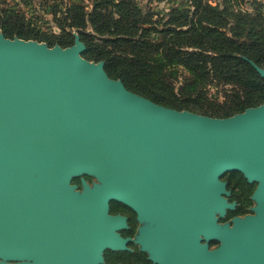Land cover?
<instances>
[{
  "label": "water",
  "instance_id": "obj_1",
  "mask_svg": "<svg viewBox=\"0 0 264 264\" xmlns=\"http://www.w3.org/2000/svg\"><path fill=\"white\" fill-rule=\"evenodd\" d=\"M72 35L62 49L0 34V264H104L126 249L111 202L135 212L154 264H264V100L225 119L159 106L83 59ZM234 172L256 189L254 215L230 227L218 220L234 209L222 180ZM185 230L220 246L181 262L160 238Z\"/></svg>",
  "mask_w": 264,
  "mask_h": 264
},
{
  "label": "trees",
  "instance_id": "obj_2",
  "mask_svg": "<svg viewBox=\"0 0 264 264\" xmlns=\"http://www.w3.org/2000/svg\"><path fill=\"white\" fill-rule=\"evenodd\" d=\"M50 1L60 36L29 28L24 9L31 0H22L24 9L0 0V33L64 49L73 45L75 31L83 59L103 62L108 78L128 92L175 111L225 119L264 100V80L248 62L264 69L261 0H185L164 15L141 0ZM230 175L243 181L239 173Z\"/></svg>",
  "mask_w": 264,
  "mask_h": 264
},
{
  "label": "flooded vegetation",
  "instance_id": "obj_3",
  "mask_svg": "<svg viewBox=\"0 0 264 264\" xmlns=\"http://www.w3.org/2000/svg\"><path fill=\"white\" fill-rule=\"evenodd\" d=\"M83 180L89 187L95 182V180L90 177H83ZM224 182H226V190L229 192V195L226 197L227 202L233 204L234 209L232 211H227L225 216L218 220V223H228L231 227V221L234 218H244L254 215L251 211V208L254 206L251 196L256 189V184H249L244 178L243 181L229 180ZM71 185L76 187V191H81V178L72 179ZM243 207L245 208L241 210ZM109 214L125 218L126 227L119 229L117 233L122 240H126V249L104 251V264H154L149 260V255L142 250L139 244L138 236L140 224L137 221L135 212L122 204L111 202L109 204ZM148 239H151V237H148ZM160 239L164 252L168 254V247L177 248L172 254H178L180 261L184 263H188V258L193 255L192 250L195 249L196 246L206 245L208 251H214L220 246L218 241L213 239L205 240L203 236L197 234L193 230H185L184 233L177 235V237L174 234H163Z\"/></svg>",
  "mask_w": 264,
  "mask_h": 264
},
{
  "label": "rangeland",
  "instance_id": "obj_4",
  "mask_svg": "<svg viewBox=\"0 0 264 264\" xmlns=\"http://www.w3.org/2000/svg\"><path fill=\"white\" fill-rule=\"evenodd\" d=\"M15 1L19 4L18 5L19 9L25 8L24 5L22 6L21 4L22 0H15ZM31 1L32 2L29 4L28 9H24L26 13V19L28 20L26 22L29 28H32L34 30H39L41 33L54 35L55 37L60 36L61 33L55 26V22L52 19V15L50 14L52 2L50 0H47L46 4H43L45 3V1L43 0H31ZM261 1L264 3V0ZM140 4L142 7H145L146 9H149L153 13L159 15L166 14L173 7H182L186 5L185 0H141ZM244 7L249 8L248 4H245ZM43 44L47 46L46 43ZM211 91H212L211 93H215L216 89L213 88ZM230 174L232 173L226 174L222 178V180H233L232 177H229L231 176Z\"/></svg>",
  "mask_w": 264,
  "mask_h": 264
}]
</instances>
